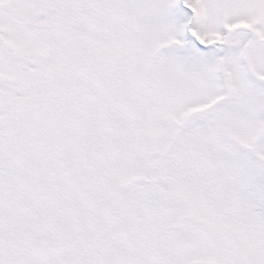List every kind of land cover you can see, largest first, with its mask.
Returning <instances> with one entry per match:
<instances>
[{"label":"snow or ice","instance_id":"obj_1","mask_svg":"<svg viewBox=\"0 0 264 264\" xmlns=\"http://www.w3.org/2000/svg\"><path fill=\"white\" fill-rule=\"evenodd\" d=\"M0 264H264V0H0Z\"/></svg>","mask_w":264,"mask_h":264}]
</instances>
